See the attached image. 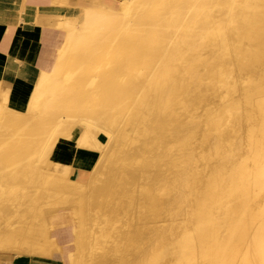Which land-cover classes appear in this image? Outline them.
<instances>
[{"label":"bare ground","instance_id":"obj_1","mask_svg":"<svg viewBox=\"0 0 264 264\" xmlns=\"http://www.w3.org/2000/svg\"><path fill=\"white\" fill-rule=\"evenodd\" d=\"M78 12V62L0 112V255L264 264V0ZM61 132L97 154L63 168L66 152L46 153Z\"/></svg>","mask_w":264,"mask_h":264},{"label":"crops","instance_id":"obj_2","mask_svg":"<svg viewBox=\"0 0 264 264\" xmlns=\"http://www.w3.org/2000/svg\"><path fill=\"white\" fill-rule=\"evenodd\" d=\"M80 0H0V112L21 114L39 74L64 75L78 62L87 32L76 25ZM77 135L61 132L46 153L79 150ZM78 155V154H77ZM0 264H31L0 255Z\"/></svg>","mask_w":264,"mask_h":264},{"label":"rangeland","instance_id":"obj_3","mask_svg":"<svg viewBox=\"0 0 264 264\" xmlns=\"http://www.w3.org/2000/svg\"><path fill=\"white\" fill-rule=\"evenodd\" d=\"M118 2H122V0H118ZM74 144L79 146V144L77 142V139L75 140ZM78 149L79 150L75 149V150H73L74 152H70L68 154V159L66 160L65 164L63 165L64 166L63 168L66 169L69 166H74L73 160L76 159L78 157V155H80L81 157H85L86 158L87 155H91L92 154L93 156H95L97 154L94 151H92L91 149H86V148L84 149V148H81L80 146H79ZM74 168H77V167L75 166ZM83 168H82V170L79 171V174H80V176H82L81 180L84 181L88 177V174H89V171H90V167L86 166L84 169ZM57 264H62V263L58 261Z\"/></svg>","mask_w":264,"mask_h":264}]
</instances>
